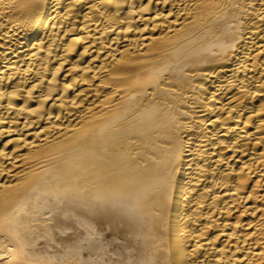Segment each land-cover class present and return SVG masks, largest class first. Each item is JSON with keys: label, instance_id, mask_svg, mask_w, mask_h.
I'll return each mask as SVG.
<instances>
[{"label": "bare ground", "instance_id": "1", "mask_svg": "<svg viewBox=\"0 0 264 264\" xmlns=\"http://www.w3.org/2000/svg\"><path fill=\"white\" fill-rule=\"evenodd\" d=\"M0 264H264V0H0Z\"/></svg>", "mask_w": 264, "mask_h": 264}]
</instances>
